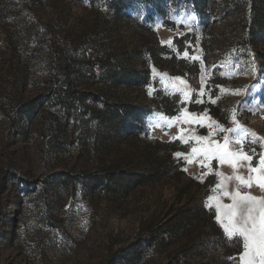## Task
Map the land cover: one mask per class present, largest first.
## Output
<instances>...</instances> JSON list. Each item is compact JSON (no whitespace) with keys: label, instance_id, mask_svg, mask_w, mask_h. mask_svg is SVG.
Masks as SVG:
<instances>
[{"label":"rangeland","instance_id":"1","mask_svg":"<svg viewBox=\"0 0 264 264\" xmlns=\"http://www.w3.org/2000/svg\"><path fill=\"white\" fill-rule=\"evenodd\" d=\"M129 17L168 49L157 62ZM172 57L197 63L198 76L165 64ZM121 67L147 73L149 84L133 89ZM176 77L188 98L171 88ZM165 96L179 97L175 116L151 109ZM104 102L141 112L138 139L116 138L106 125L116 114L98 125ZM191 103L203 110L190 111ZM237 124L257 141L245 149L264 151V0H0V264H237L230 258L241 246L217 223L215 202L206 207L208 196L231 201L201 187L207 175L217 184L216 172L233 169L216 159L201 168L190 139ZM225 135L233 136L211 139L223 144ZM156 139L188 147L174 154L184 164L178 176L107 197L89 188L87 175L149 173L138 164L143 153L149 164L158 158L143 149ZM237 174L247 177V168ZM240 191L264 197L256 186Z\"/></svg>","mask_w":264,"mask_h":264},{"label":"snow or ice","instance_id":"2","mask_svg":"<svg viewBox=\"0 0 264 264\" xmlns=\"http://www.w3.org/2000/svg\"><path fill=\"white\" fill-rule=\"evenodd\" d=\"M184 56L188 57V53L185 52ZM191 59L196 60L197 57H191ZM185 84L186 82L179 77L170 80L171 88L175 92L181 93L182 97L186 99L189 97V92L181 87ZM200 95H203V86ZM211 102L215 103L216 101L212 100ZM184 118L189 123L193 122V120L189 119L188 115H185ZM203 118L201 117L195 122L203 126ZM233 122H236L234 117ZM184 131L185 129H180L181 133ZM217 131H227L228 133H232L233 136L225 135L224 143L221 144L211 139ZM251 135L255 137V133ZM247 136L248 133L240 129L238 124L237 127L227 130L219 125H216L214 128L210 126L208 136L190 137L198 145L191 148V153L202 157V160L199 162L201 168L208 166L205 162L216 159L220 165L227 164L233 169V175L230 177L222 176L221 173L216 172L215 174L220 177V180L213 188V192L219 189L222 197H227L231 203L227 205L221 203V196H208L206 207L211 210L213 202H215V219L217 223L229 240L236 239L240 243L242 251L238 257L230 259L236 261L237 264H264V197H256L248 192L240 191L241 187L252 188L256 186L264 192V151L257 153L255 148H252L250 151L246 150L245 144L257 143L255 138L248 141ZM176 138L183 139L182 136ZM233 144L239 147L234 149L232 147ZM261 144L264 146V142H261ZM176 155L179 157L182 154L177 153ZM192 162L193 160L189 156L186 159V163L190 164ZM241 166L247 168V177L237 174V169ZM232 180L236 181V187L232 191H229L227 182Z\"/></svg>","mask_w":264,"mask_h":264},{"label":"trees","instance_id":"3","mask_svg":"<svg viewBox=\"0 0 264 264\" xmlns=\"http://www.w3.org/2000/svg\"><path fill=\"white\" fill-rule=\"evenodd\" d=\"M115 12L118 13L119 7L114 6ZM126 22L130 25L131 29L139 32L140 34L146 35L151 39V42L147 43L145 46L146 54L151 57L154 62H157L159 58H161L160 52H167L168 49L164 46H160L158 39L152 30V28L148 25L142 24L140 20L133 19L131 17L126 18ZM181 38L174 39V45L177 46L178 42ZM179 51H182L181 47H178ZM157 60V61H156ZM173 57L168 59L165 64H168L171 68L179 69L183 72L186 70L193 71L194 75L197 77L199 74L198 64L195 62L188 63L185 60H176ZM100 65V64H99ZM102 70H108V67H103L100 65ZM120 76L127 78L129 81V86L133 87V89L137 91H142L146 85L149 84V75L145 73L144 75H138L133 68H125L121 67ZM178 96H165V97H155L150 101L151 109L161 111L167 116H175L178 111ZM183 105H179L181 107ZM199 108V109H198ZM188 109L190 111H202V105L198 106L195 103H191L188 105ZM99 114H102L101 116ZM116 114V117L107 123V126H112V129L116 135V138L119 140L123 138L125 141L138 139L139 136V124L137 120H140L139 116L141 112L137 110L135 107L120 105L117 109V112H113L110 105L104 102L102 107V113H94V119L99 124H105L104 118L112 117ZM138 124V127H137ZM105 125V126H106ZM150 144L154 147L152 149H148ZM144 145L143 149L154 152L158 158L155 159V163L148 158L147 155L143 153V157L140 158L139 166H143L145 168H150L149 173L140 174L135 172L128 171H117V172H104L102 174L95 175H87L88 176V185L90 189H98L99 193L103 196H110L114 192H119L120 194H127L138 187L151 185L165 177H176L183 167V163L180 159H174V154L181 152L187 153L188 147L186 145L181 144L179 141L174 140L171 142H164L158 139L154 140L152 143ZM149 145V146H148ZM147 152V151H145ZM215 171L217 169L214 166ZM216 184L215 177L213 175H207L201 185V187L209 189L214 187ZM231 244H237L240 246V243L237 240H231Z\"/></svg>","mask_w":264,"mask_h":264}]
</instances>
